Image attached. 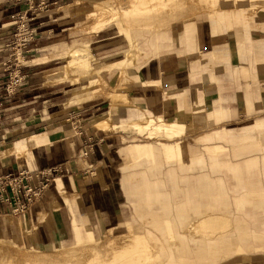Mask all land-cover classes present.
<instances>
[{
	"label": "crops",
	"instance_id": "crops-1",
	"mask_svg": "<svg viewBox=\"0 0 264 264\" xmlns=\"http://www.w3.org/2000/svg\"><path fill=\"white\" fill-rule=\"evenodd\" d=\"M76 1L0 0V100H3L0 174H15L23 168L42 171L61 166L66 169L54 177V182L49 184L40 201L21 218L23 230L13 218L9 206L0 202V237L21 240L23 231H26L30 233L28 237L34 247L40 250L41 247L55 249L58 244L64 246L69 242L74 245L85 242L88 236L86 225L92 226L98 237L109 228L128 222L130 203L122 182L137 180L142 172L137 169L134 173L124 171L136 164H127L131 147L135 144L127 145V141L142 136L133 131L105 133L92 128L96 118L114 110L104 93L101 94L103 97L96 94L103 92L101 87L86 79L79 86H74L73 79L62 82L68 80L62 73L59 79L49 83L47 74L62 66L58 64L64 60L61 57L66 51L67 62L72 50L81 47L92 49L97 62L104 63L100 75L108 85V92L116 88L124 71L125 91L134 103L154 115H162L167 121H174L181 115L183 122L189 123L196 106L205 110L217 106L227 111L220 125L210 127L214 130L240 125L232 127L238 129L264 120V0H199L204 11L214 12L213 25L211 16L198 18V15L192 41L188 45L186 23L179 24L170 30L171 35L167 34L173 45L165 42L161 49L152 50L147 55L140 53L135 62L132 58L126 60L127 44L111 30L99 33L101 36H93L91 47L89 44L70 46L75 39L70 30L77 26H69L71 21L64 22L66 17L60 13L71 9ZM230 9L246 11L248 17L237 22L234 32H219L216 14ZM24 13L30 20L29 26L36 40L25 47L24 63L13 71V75L18 73L25 78L23 83L14 94L7 96L5 85L9 76L13 77L10 73L8 75L10 67L6 63L11 56L7 46L15 37V17ZM152 33L149 43L154 49L156 35ZM46 59L51 60L43 63ZM79 88L91 90V94L80 92ZM130 112V109L119 111L112 121L117 124L128 122ZM71 116L78 117L84 136L73 135L68 124ZM94 133L103 142L96 144L89 157L84 158L81 155L84 140ZM251 135L256 146H251L249 141L226 143L218 140L220 142L208 144L203 140L205 135H196L197 147L188 145V149L205 161L204 174L212 181L225 180L221 173L212 174L213 162H218L219 168L231 171L257 159L263 172L264 140L256 134ZM206 145H217L221 152L210 159ZM227 146L236 151V161L228 159ZM240 151L253 153L239 156ZM23 154H26L24 163ZM121 156L127 161L125 164ZM173 168L180 171L177 163ZM233 181L232 184L236 185ZM255 182L261 183L258 186L261 190L254 198L260 196L264 200V180ZM34 186L37 187L38 182H34ZM241 195L229 192V203L233 206ZM230 213L238 216L233 221L232 217L225 215L231 219V228L239 232L246 226L247 234L251 235L253 222L247 213L233 208Z\"/></svg>",
	"mask_w": 264,
	"mask_h": 264
},
{
	"label": "bare ground",
	"instance_id": "bare-ground-1",
	"mask_svg": "<svg viewBox=\"0 0 264 264\" xmlns=\"http://www.w3.org/2000/svg\"><path fill=\"white\" fill-rule=\"evenodd\" d=\"M105 1H108L107 4H110L111 7H106V4L104 3ZM171 2L175 4L172 12H174L175 15L180 16V18H184V21H187V32L185 33V36L186 43L189 45L192 41V32L195 28L194 21L197 20L196 16L200 15L204 11L199 5V0H77L71 9L76 16H83L89 21L86 25H84L86 31L96 32L98 29L103 28L119 16L131 17L132 19L149 16L159 17L163 12H171V10H168L170 9L168 8L170 7L169 3ZM187 4L188 7H186ZM247 15L248 12L237 9L217 12L216 19L218 22L219 32H234L237 22L247 19ZM168 33L171 35V31H168L167 34ZM167 34L166 38L163 36L159 37L157 34L154 46L155 49H161L165 39L166 42L173 45L172 38L170 37L168 39ZM131 41L133 44L127 45L133 48L126 52V60L132 58L131 56H133L136 52L134 49L135 41L132 38ZM144 44L142 43L141 49H145V51H147L146 41ZM84 52H86V49L72 50L67 63L61 69L62 75L68 76L72 70L75 69V67L83 66L82 62L79 61L78 58ZM132 59H134L135 62L136 57ZM123 76H125V73L122 77ZM83 79L86 78L75 79L73 82L75 84H79ZM95 82L103 89L106 88L107 90V84L103 79L96 80ZM125 89H127V84L121 78L116 88L109 90L108 99L114 110L108 113V115L96 118L93 121L92 128L95 131L109 133L118 128V124L112 121L113 118H111V115H114L115 113L117 114V112L124 109H130L131 112L129 117L130 121L123 123L127 126H132L138 133L144 134L145 132H148L149 137H153L154 133H179L178 127L181 125L185 127L186 125H190V127H194V129H199L205 123L203 118L205 109L198 106H193V113L189 123H184L181 116H178L176 120L171 122L165 120L162 115L152 116L153 114L148 110L143 109L134 103V100L129 96V94H127ZM206 112L209 113L210 123L213 125L220 123L227 114L222 107L217 106L214 109L206 110ZM238 130L240 132L236 133ZM251 134H256L264 139V120L256 121L250 126L239 129H224L221 132H216L214 136L213 134H207L203 137V140L204 142L211 143L215 141V137H217V140L227 143H241L249 141L251 146H256L255 139L250 137ZM144 148L145 147L137 149L136 151V154L139 159L142 160V163H137L136 166H131L130 168L124 170L127 172H133L135 169L140 170L142 171L140 173V177L137 180L127 179L126 181H123L122 184L128 201L135 214L140 213V211L144 208V205L150 206L157 203L161 204L160 207L166 215H169V213L171 214V233L166 241L171 243V257L173 260H169L170 262L167 264H176L177 261L190 258L191 256L187 253V250H190L191 247H195L200 251H203L206 247L217 248V244L215 243L217 241L212 231L209 232V236L207 238H202L201 235H198V226L203 223L204 226L206 225L205 221L200 219L203 218L208 211H227L232 208L237 212L249 211L251 213V218L255 220V225L264 230V200L260 199L256 204L251 203V199L254 198V195L258 194V191L261 190V188H258L261 183L255 181L259 179L264 180V170L263 172L260 171L258 166L259 161L257 159L247 162L231 171L227 168L221 169L219 168V165H217L218 162H213L211 167L212 172L223 174L225 176V180L228 182L226 183L225 180L212 181L208 176L202 173L206 169L205 161L202 160V158L195 156L190 148L188 149L185 144H182L180 149L188 157V162L186 160L182 161L181 164H183V166L181 168L183 170L187 169L186 171L188 172L199 171V176L197 178L193 176L184 177V180H192L191 188H185L180 185V180L175 175L174 170L167 169L170 171H164L162 167H160L162 161H165V159L168 161L172 158L173 153L169 151L170 147H168V150H165V154L154 147H146L147 149ZM165 149H167V147ZM218 150L221 149L217 147V145H213L207 148L206 152L210 159H212L216 154L221 152ZM23 152L26 153L25 150H23ZM224 157L225 156L222 158ZM142 167H149V171L141 169ZM190 167L193 168L190 169ZM155 171L159 176H165L164 182L161 181L160 178L154 179L156 176ZM232 180L236 181L237 184L233 185ZM168 187L171 188L172 191H168ZM229 192L242 194L237 200L235 199L233 206L229 203ZM142 216H144V213ZM176 216L179 217L178 223L175 221ZM17 222L22 228V221L18 220ZM87 223L89 224L88 221ZM120 225V227L109 228L105 232V237L102 238H96L92 226L86 225L88 236L85 242L69 247L59 244L56 249L50 253L42 251L37 247L28 246L25 242L24 236L22 239L23 247H20V243L15 239L9 237L0 238V248L7 246L10 248L13 247L11 249L29 256L56 255L65 256L66 258L75 256L80 249H82V251H86L91 250L95 246H101V248L105 250H117L121 248L126 250L127 244L136 245L139 241V237L129 234V230L126 226L123 224ZM157 226L162 228V225L160 224H157ZM124 228H126L125 231L118 233ZM247 229L248 228L246 227L242 233L247 234ZM23 232L25 233L26 231ZM201 232L206 234L204 229H202ZM231 239L232 241L235 240H233V238ZM259 239L260 238L255 239L251 235L243 238V243H255L256 240ZM108 243L112 244L108 246ZM156 256H158V254L154 253L152 259H155ZM8 264L13 263L9 262ZM28 264L33 263L31 262ZM127 264L134 263L128 262ZM254 264H262V261H256Z\"/></svg>",
	"mask_w": 264,
	"mask_h": 264
},
{
	"label": "rangeland",
	"instance_id": "rangeland-1",
	"mask_svg": "<svg viewBox=\"0 0 264 264\" xmlns=\"http://www.w3.org/2000/svg\"><path fill=\"white\" fill-rule=\"evenodd\" d=\"M104 3L106 4V7H111L110 4H107L108 1H105ZM169 5L170 7H168V4H167V7L170 8L168 10H171V12L169 11L163 12L162 14H160L159 17L149 16V17H144V18L139 17L138 19L137 18L132 19L131 17L129 18V17L119 16L115 18L112 22L104 26L103 28L98 29L96 32L86 31L84 28V25H86L89 21L85 19L83 16H79V15L76 16L74 12H72V9L64 10L60 13V15L64 18L66 17V19H64L65 20L64 22L71 21L69 26H71L72 28L77 26V28H74V30L73 29L70 30L71 34L73 35L72 38H75L73 39L74 42L70 44L71 47L80 46L84 44H89L91 47L90 41L93 38V36H96V35L98 36L99 33H102L107 30H111V31H114V34L116 36H119V38H122L121 42H125V44H133L131 41V38L135 41L134 49L136 52L131 57L137 58L138 56L140 57V53L142 55L144 54L147 55L152 50H156L155 48L154 49L151 48L150 43H149V38L153 34L152 32H155L154 35H156V38H157V34L159 37L163 36L164 38H166V34L168 31L172 30L175 26L179 24L187 23L186 20L185 21L183 20L184 18H180V16L175 15V13L172 12L173 11L172 9L175 6V4L171 2L169 3ZM186 7H188V4L186 5ZM213 14L214 12L210 10L203 11L198 16V18L202 17L203 15H207L209 17L211 16L210 22H211V25H213L215 23V19L212 17ZM15 18H16L15 20H18L17 19L18 16H16ZM196 21H194V25L196 24ZM15 26H16V33H15L16 35L17 25ZM261 27L262 25L260 26V28ZM29 28L31 31H33V29L30 26ZM227 32L229 33V31ZM15 37H14V40H15ZM80 38H88L89 41L83 40ZM142 39H143V42H142ZM14 40L10 44H12ZM145 41H146L147 51H145V49L143 50L141 49L142 43L144 44ZM165 42H166V39H165ZM131 48L133 47L127 45V48L125 49V51L126 50L129 51ZM20 49L23 51L22 52L18 51L15 53L10 52V56H11L10 59L11 61L12 60L13 61L11 62L9 59V62L6 63L9 65L8 67H10L8 69V75L9 73L10 75L11 74L13 75L14 74L13 71L18 70L21 67V65L24 63L23 57H24L25 48L23 49L20 48ZM68 49L69 48H67V50ZM78 49H86V52L81 54V56L78 58V60L82 62L83 66L75 67V69H73L72 72L68 76L63 75L64 78L68 80H65L62 82H70L69 79L75 80V79H80V78H86V80L92 82L96 86L101 87L95 81L103 79L102 76L100 75V71L103 70L104 63L101 64L97 62L96 58L94 57L92 53V49L90 50L88 47H81ZM66 52L61 57V59H64V60L63 61L61 60L60 63L58 64V66L59 65H62V66L59 67L57 70H54L53 72H50L47 74V77H49V83L52 84L53 82L51 81L55 82V79H59L62 73L61 69L67 63L66 62ZM50 60L51 59H46L43 61V63L45 62L48 63L50 62ZM122 74H124V71ZM16 75H18V73H16ZM124 78L125 76L122 77L123 80ZM73 84L74 86H79L78 84H75V83ZM83 89H80V92H83V93L89 92L91 94V90L84 91ZM71 91L73 92V90ZM102 91L103 92L101 91L96 92V94L98 96L103 97L101 94L104 93L105 98L109 100L108 99V96H109L108 85H107V91H106V88L105 89L102 88ZM68 94H70V91L68 92ZM101 97L94 96V98L96 99L101 98ZM81 100H84V99H81ZM78 102H80V100ZM178 110L180 111L181 108L178 107ZM111 116H112L111 118H116L115 114ZM152 116H156V115L153 114ZM203 118L205 120V123L199 129H194V127H190V125L189 126L186 125V127L181 125L178 127L179 133L177 132H173V133L171 132L170 134L154 133L153 137H149L148 132H145L144 134L138 133L137 131H135V129L132 126L131 127L127 126L123 122L119 123L117 125L118 128L112 130L111 132L116 131V130L133 131L136 134L142 136L141 138H136L132 141L130 140L127 141V145H132L134 143L135 144L131 147L130 155L128 154L130 156V159L128 160V162L121 156L124 164L126 162L127 164L131 162H136V164L133 165V166H136L137 163H142V160L139 159V157L136 154L137 149H141L143 147H145L144 149H147L146 147H154L156 149H159L163 154H165V150H168V147H170L169 151L173 153L172 158H170V160L168 161L166 159L165 161H162V164L160 165V167H162V169L166 171L167 169H172L173 165L177 163L178 167H180V171L177 172L174 170V168L172 170L175 171V175L179 178L180 185L185 188H191L192 180L191 179L184 180V177L193 176L197 178L199 176V171L188 172L186 171L187 169L183 170L181 168L183 166L181 162L184 160L188 162V157L186 156L185 153L182 152V150L180 149V146L182 144H185L186 147H188V145H194L195 147H197L196 144H198L199 141L196 140L195 138L196 135L200 136V135H206V134L208 135L213 134L214 136L216 132H221L224 129L240 126V125H231V126L221 127L219 129L214 130L210 128L213 126V124L210 123L209 113H207L206 110H204ZM77 120L68 122V124H70L71 129L73 131V135L75 136H79L77 134V131H74L73 122H77ZM79 123L75 125L81 126V123L80 124ZM220 123H217L214 125L217 127L218 125H220ZM80 128L83 130L82 127ZM93 136H95V133L93 134ZM186 136H189L187 140L185 139ZM215 142H220V141L215 140L208 144H213ZM211 146L213 145L207 146L206 149ZM166 147L167 149H165ZM201 148H203V146ZM226 148L229 154L228 159H230L231 161H236V158L234 157L236 151L234 150V148L232 146H227ZM251 153L253 152L240 151L239 156H244V155H248ZM22 157H23L22 163L26 162L25 160L26 154H23ZM258 166H259V163H258ZM192 168L193 167H190V169ZM141 169L145 171H149V167H142ZM204 171L202 173H204ZM155 174L156 176L154 179L160 178V180L164 182L165 176H159L158 173H156V171H155ZM212 174L216 175L219 173L212 172ZM167 190L172 191V189L169 187L167 188ZM258 198H260V196H255V198L251 199L252 201L251 203L256 204L260 199H262V198L260 199ZM128 205H129V212H130L128 216V222L123 223V225H125L126 228L129 230V234L139 237V241L136 245L127 244L126 250L122 248L117 249V250L116 249L105 250L101 248V246L100 247L95 246L91 250L82 251V249H80L75 256H70L69 258H66L65 256H56V255L29 256L22 252H18L16 250L11 249L13 247L10 248L7 246V247L0 248V264H8L9 262H12L13 264H28L31 262L33 264H127L128 262L134 263V264H167L170 262L169 260H173L171 257L172 255L171 243L166 241V239L169 238V235L171 233V226H172L171 214L169 213V215L167 214L168 215L167 216L166 213L160 207L161 205L160 203H157L155 205H150V206L144 205V208L138 214L134 213V210L130 204ZM230 210L208 211L207 214L204 215V217L200 219V220H204L206 225L204 226V223H203L200 226H198V229H197L199 231L198 235H201L202 238H207L209 236V232L212 231L217 241L215 242L217 244V248L206 247L203 251H200L199 249L195 247H191L190 250H187V253L190 254L191 257L185 258L182 261H177L176 264H254L256 263V261H259V260H261L262 264H264V239H262L264 238V230L255 225V220L251 218V213L249 211H246L247 215L249 216V218H251L253 222V232L251 235L255 239L260 238L262 240L260 239L256 240L255 243H243V238H246L251 235L242 233L243 230L246 228V226H243L239 232L236 231L235 227H234L235 230L231 228V219L225 215L227 214L230 217H232L233 221L236 220V217L238 216L233 213H230ZM143 213H144V216H142ZM13 218L16 219L17 221L21 220L19 217L17 218L13 216ZM178 220H179V217L176 216L175 221L177 223H178ZM157 224L162 225V228L158 227ZM126 228H124L123 230H120L118 233L125 231ZM202 229L206 231V234L201 232ZM104 235L105 234H102L98 237L95 236V237L102 238V237H105ZM23 236H24L26 244L28 246L34 247L33 243L30 241L28 237L29 234L26 232L25 233L23 232ZM0 238H4V237H0ZM231 238L235 240L232 241ZM22 239L21 240L15 239L17 242L20 243V247H23ZM108 244H109L108 246H110L112 243H108ZM72 245H74V243L69 242L64 246L69 247ZM238 245H239V250H237ZM41 249L43 251H47L50 253V252H53L56 248L47 249V248L41 247ZM154 253H157L158 256H156L155 259H152V257L154 256Z\"/></svg>",
	"mask_w": 264,
	"mask_h": 264
},
{
	"label": "built area",
	"instance_id": "built-area-1",
	"mask_svg": "<svg viewBox=\"0 0 264 264\" xmlns=\"http://www.w3.org/2000/svg\"><path fill=\"white\" fill-rule=\"evenodd\" d=\"M29 2L33 0H28ZM43 5V3L41 4ZM32 8V7H31ZM18 20L15 21L17 25V34L12 44L7 46L8 51L11 53L22 52L20 48H25L28 44L36 40L34 31L29 28V19L27 14L18 15ZM24 77L20 75H13L10 77V81L6 84L5 90L7 96H11L15 93L18 87L24 81ZM3 108V100H0V119L1 109ZM77 116H71L69 121L77 120ZM74 131H77L79 137L84 136V131L75 125ZM80 124V123H79ZM102 139L91 135L84 140L83 149L81 155L84 158H88L94 147L98 143H102ZM66 171L65 167H54L42 171H34L29 168H23L17 171L15 174L1 175L0 174V202L6 204L11 209V213L15 217H24L36 204L40 201L44 192L49 187V184L54 181V177L63 174ZM34 182H38V186H34Z\"/></svg>",
	"mask_w": 264,
	"mask_h": 264
}]
</instances>
